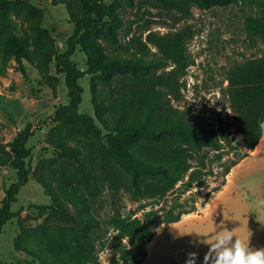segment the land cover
Returning a JSON list of instances; mask_svg holds the SVG:
<instances>
[{
  "label": "rangeland",
  "instance_id": "obj_1",
  "mask_svg": "<svg viewBox=\"0 0 264 264\" xmlns=\"http://www.w3.org/2000/svg\"><path fill=\"white\" fill-rule=\"evenodd\" d=\"M176 1L180 5L178 9L162 8L153 0H134L132 5L126 0H117L115 10L121 19L117 29L118 43L113 45L98 40L107 57L121 58L141 57L140 50H144L149 58H153L152 55L163 58L167 49L165 38L179 40L185 61L190 64L179 68L174 76L175 91L165 87L166 73L173 66H164L146 76L147 86L159 92L168 107L186 111L196 121L203 120L222 143L223 148L218 151L205 150L204 168L198 167L194 156L191 158L189 172L195 169L202 173L196 187L185 192L184 187L178 185L159 201L134 198L129 192L126 174L78 125L63 129L59 135L77 149L80 161L72 162L54 152L48 139L58 135L56 131L52 132L54 124H50V117L60 105L68 102L64 77L53 67L49 70L51 80L57 79L53 92L36 64L18 63L12 56L1 57L4 49L0 43V142L11 141L27 125L33 131L27 143L31 151L27 159L30 178L20 188L12 206V211L19 216L7 223L0 233L2 260L22 263L27 258L20 248L23 245L48 257L47 247L52 239L70 238L76 229L71 224L49 219L47 214L34 208L50 202L37 177L43 178L62 195L84 196L94 204L92 213L103 223V241L97 250L104 264H109L113 257L108 245L113 231L107 220L114 207L125 216L138 218H145L150 211V216L157 222L194 210L183 215L178 222L161 224L153 239L145 243V264H185L192 252L198 254L196 264H204L208 245L202 241L211 244L215 234L225 227L236 229L235 235L245 241L250 239V247L264 248V151L234 166L225 177L223 189L212 196L210 193L223 182L225 167L246 152L241 124L229 110L222 89L227 84L225 73L231 65L262 53L263 40L249 36L245 30V18L256 16L258 8L242 3L203 9L194 0ZM31 3L41 10V19H38L39 14L34 15L19 4H10L5 11L0 10V40L6 33H11L30 51L38 45H53L63 51L65 41L73 31L66 6L53 5L51 0H31ZM36 22L48 32L49 38H37L32 29ZM73 61L80 69H85L86 56L82 51H76ZM117 79L123 91L136 85L129 76ZM80 85L83 94L79 111L93 115L90 78L81 79ZM98 87L107 90L103 85ZM141 149L148 154L160 151L158 146L148 143H144ZM0 157L9 161L8 150H0ZM15 178L12 168L0 167V201ZM189 197L194 202H190ZM206 198L209 201L202 207ZM134 254L136 260H127L126 264L141 260L136 250ZM119 264L125 262L120 260Z\"/></svg>",
  "mask_w": 264,
  "mask_h": 264
},
{
  "label": "trees",
  "instance_id": "obj_2",
  "mask_svg": "<svg viewBox=\"0 0 264 264\" xmlns=\"http://www.w3.org/2000/svg\"><path fill=\"white\" fill-rule=\"evenodd\" d=\"M153 1L165 9H178L180 6L176 0ZM194 1L203 9L215 5H256L259 13L245 18V30L249 36L259 37L264 42V0ZM116 2L117 0H51L53 5L66 6L73 25V31L65 41V49L59 51L53 45H38L30 51L21 39L6 33L0 40L4 49L1 57L6 59L12 56L18 63L25 61L36 64L53 92L56 90L57 79L51 80L49 70L53 67L57 74L63 75L68 102L60 105L50 117V124H54L52 132L56 131L58 135L48 139L54 152L72 162L80 161L77 149L69 146L64 137L60 138L63 129L73 124L78 125L99 143L126 174L129 192L134 198L159 201L178 185L183 186L185 192L196 187L202 173L195 169L189 172L191 158L194 156L198 167L204 168L205 150L218 151L223 147L213 129L208 128L203 120L196 121L186 111L168 107L161 94L147 86L146 76L164 66H173L166 73L165 87L171 92L175 91L174 76L179 68L190 64L185 61L183 45L179 40L165 38L167 49L163 58H154L156 55L149 58L144 50H140L141 57L106 56L98 40L113 45L118 43L117 29L121 25V19L115 10ZM126 2L132 5L134 0ZM10 4L23 5L30 13L39 14L38 19H41V10L31 0H0V10L5 11ZM32 29L37 38H49L48 32L37 22L33 23ZM156 45L159 47L158 42ZM77 50L86 56L83 70L73 61ZM33 58L38 61H33ZM86 76L90 78L93 115L79 111L83 94L80 80ZM125 76L136 81L135 87L128 91H123L118 86L117 78ZM225 80L227 84L223 87L222 94L228 100L232 115L241 124L246 152L240 159L225 167L224 180L210 192L211 196L222 189L231 169L247 157L264 136L259 128V122L264 121V48L260 56L231 65L225 73ZM98 85L105 86L107 90L103 91ZM32 135L31 126L27 125L11 141L4 144L0 142V150H8L10 157L9 161L0 157V167L12 168L16 176L15 181L5 189L0 201V233L7 223L19 216L12 211V206L17 201L20 188L30 178L27 159L31 156V151L27 143ZM144 143L156 145L160 151L148 154L141 149ZM37 181L50 202L47 205H35L34 208L47 214L49 219L71 224L76 229H73L74 233L70 238H53L47 247L48 257L23 245L20 248L27 258L22 263L7 262L0 258V264H50L49 260L56 264H104L99 259L97 250L103 241V223L92 213L94 204L84 196L58 193L43 178L37 177ZM96 189L98 190L97 185ZM95 196L94 193L93 197ZM192 197L187 199L194 202ZM208 201L206 198L202 207ZM192 211L194 210L184 211L164 222H157L150 216V211L145 214V218H138L125 216L114 207L107 220L108 227L113 231L108 239L113 256L109 264H119L120 260L126 264L127 260H136L135 250L141 260L134 264H145V243L153 239L161 224L178 222L183 215Z\"/></svg>",
  "mask_w": 264,
  "mask_h": 264
},
{
  "label": "clouds",
  "instance_id": "obj_3",
  "mask_svg": "<svg viewBox=\"0 0 264 264\" xmlns=\"http://www.w3.org/2000/svg\"><path fill=\"white\" fill-rule=\"evenodd\" d=\"M261 134L264 135V121L259 122ZM236 229L227 227L218 231L208 245V251L204 257V264H264V248L250 247V239H244L235 235ZM198 254L189 253L185 264H196Z\"/></svg>",
  "mask_w": 264,
  "mask_h": 264
},
{
  "label": "crops",
  "instance_id": "obj_4",
  "mask_svg": "<svg viewBox=\"0 0 264 264\" xmlns=\"http://www.w3.org/2000/svg\"><path fill=\"white\" fill-rule=\"evenodd\" d=\"M264 151V136L261 138V140L258 142V144L255 146L253 151L249 152V155L247 157H245L244 159H242L239 163L243 162L244 160H248L250 159L252 156L257 155L259 152ZM238 163V164H239ZM237 164V165H238ZM233 169V168H232ZM232 172V170H231ZM227 180V179H226ZM226 183V182H225ZM223 189V187H222Z\"/></svg>",
  "mask_w": 264,
  "mask_h": 264
}]
</instances>
